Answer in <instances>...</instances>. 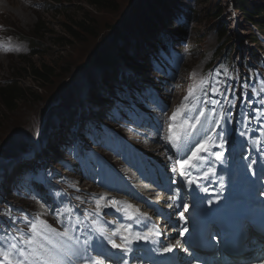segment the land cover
I'll return each mask as SVG.
<instances>
[{"label": "rangeland", "instance_id": "374dc122", "mask_svg": "<svg viewBox=\"0 0 264 264\" xmlns=\"http://www.w3.org/2000/svg\"><path fill=\"white\" fill-rule=\"evenodd\" d=\"M184 1L110 0L112 5L95 8L83 0H36L38 6L30 8L20 1L0 0V23L26 49L24 55L0 58V85L24 93L12 111L0 100V150L19 157L21 144L37 133V125L56 130L59 112L74 105L71 89L89 86L90 94L91 87L103 88L113 79L111 65L124 64L121 57L126 54L132 62L149 50L153 35L167 24L166 5L172 11ZM234 1L189 0L200 17L192 36L190 68L204 69L213 58L241 64L253 53L264 57V35L235 11ZM6 164L0 162V168Z\"/></svg>", "mask_w": 264, "mask_h": 264}, {"label": "snow or ice", "instance_id": "6c2138e0", "mask_svg": "<svg viewBox=\"0 0 264 264\" xmlns=\"http://www.w3.org/2000/svg\"><path fill=\"white\" fill-rule=\"evenodd\" d=\"M202 84H206V82H202ZM200 90L203 92L204 88L201 87ZM211 91L215 94L223 95L222 93L219 92V89L216 87H212ZM194 92H195V88L189 90V95L184 97V101L180 104V106L172 114V116L170 118L172 121H176L178 117L183 116L184 112L188 110L187 101L191 98V96L194 94ZM211 103L219 104L220 101H211ZM204 116H205V110L201 109L200 113H199V117H204ZM199 117L196 118L194 123H187L186 128L183 125H181L183 135L188 134V129L194 130L196 128L197 124L200 123ZM226 119H227V117L223 113H220L219 119H217V121H216L217 126H219L221 120H226ZM169 133H170V139L172 140L173 144L177 145L179 143L180 139L182 138L181 133L174 132V126L173 125L169 126ZM241 135L243 136L244 133L241 132ZM220 140H221V143L219 146L222 148L224 146L222 136L220 137ZM213 143H214V141H213L212 136H206L200 143L197 144L196 149L192 152V155L190 157H188L187 160L178 161L181 169L195 167L193 161L199 160L201 158L199 155L201 152H209L210 147L213 145ZM210 154L215 155L216 159H220L221 153L217 152V153H210ZM188 182L190 184L193 183V181L191 179ZM116 203H118V202L113 201V205H115ZM30 232L32 235L29 238L23 240V243L28 246L27 250H25L23 248L18 249L17 244H12L10 246L12 249H17L19 256L22 257V259L16 260L15 264H25L26 261L40 260L41 256H40L38 250L35 247H33V245L36 244L37 240H44V241H48L49 243H51V241L48 238V233L56 232V229L51 228V226H49L46 223V221L40 220L39 218H37L36 221H34L30 224ZM57 235L67 237L69 235V233L66 230L62 233L57 232ZM111 243H112V246L115 248L120 247V245L116 244L115 242H111ZM171 250H172L171 248L165 249V251H171ZM0 256H2L4 262H8V264H12V262L10 261V253L9 252L0 250ZM95 264H99V262L97 261V262H95Z\"/></svg>", "mask_w": 264, "mask_h": 264}, {"label": "trees", "instance_id": "16d2710c", "mask_svg": "<svg viewBox=\"0 0 264 264\" xmlns=\"http://www.w3.org/2000/svg\"><path fill=\"white\" fill-rule=\"evenodd\" d=\"M87 4L95 8H102L103 5H112L110 0H83ZM262 3L258 2L256 4H251L249 0H235L232 5L235 11L239 12L247 20V24L255 28V30L264 35V0H260ZM221 37H225V33H221ZM102 52H105L104 48H101ZM253 54L251 56H255ZM128 57L124 55L121 60H126ZM102 62V60H101ZM42 76H40L39 79ZM23 91L7 84L2 87L0 85V100L3 102L4 106L8 111L14 110L15 105L23 99Z\"/></svg>", "mask_w": 264, "mask_h": 264}, {"label": "bare ground", "instance_id": "6f19581e", "mask_svg": "<svg viewBox=\"0 0 264 264\" xmlns=\"http://www.w3.org/2000/svg\"><path fill=\"white\" fill-rule=\"evenodd\" d=\"M33 10V9H32ZM1 58V57H0ZM42 152H40L39 154H41ZM94 190H97V187H94ZM264 235V234H263ZM245 241V240H244ZM241 247V246H240Z\"/></svg>", "mask_w": 264, "mask_h": 264}, {"label": "clouds", "instance_id": "9594fccd", "mask_svg": "<svg viewBox=\"0 0 264 264\" xmlns=\"http://www.w3.org/2000/svg\"><path fill=\"white\" fill-rule=\"evenodd\" d=\"M26 50V49H25Z\"/></svg>", "mask_w": 264, "mask_h": 264}]
</instances>
